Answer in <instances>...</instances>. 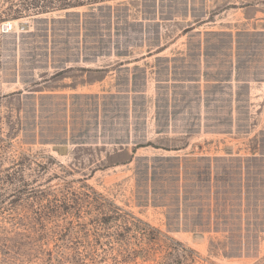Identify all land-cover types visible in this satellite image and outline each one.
I'll use <instances>...</instances> for the list:
<instances>
[{"label": "rangeland", "instance_id": "obj_1", "mask_svg": "<svg viewBox=\"0 0 264 264\" xmlns=\"http://www.w3.org/2000/svg\"><path fill=\"white\" fill-rule=\"evenodd\" d=\"M42 1L0 0V264H264V0ZM149 53L152 99L180 53L195 79L233 63V123L133 108Z\"/></svg>", "mask_w": 264, "mask_h": 264}, {"label": "crops", "instance_id": "obj_2", "mask_svg": "<svg viewBox=\"0 0 264 264\" xmlns=\"http://www.w3.org/2000/svg\"><path fill=\"white\" fill-rule=\"evenodd\" d=\"M154 55V53H149L147 54V56H143L140 59H142V61H145L146 65H139V59L137 58L134 63L136 65H134L131 68V79H130V88H129V93L126 94H130L131 95V99H132V107L135 108L137 103H140V101H137V98L140 99L143 103L140 106V112H142V110H144L146 112V116L148 115V110H149V106L150 104L154 105V108H156V114L154 116V122L157 117H160V111L162 114V111L165 113V117H170L171 115H175V112L173 110H178V113H182L183 111H187V108L190 107V105L192 106V103L197 102V109H198V118L200 120L199 123H202V119H206L209 121L210 125L212 124V120L214 122V125H218L219 123L222 122L223 119H229L230 123H233L232 120V115H230L229 118H223L224 116L222 115L223 110L227 109V106H221V104L223 103V99L224 98H228V100H224L226 103H230V107H228L229 111L233 112L234 110V106L235 100L240 99V97L242 96V91L244 90V88L247 89L248 94H250V81H240V80H236L234 79V74L237 72V70L234 69V65L233 63L231 64V66L229 67V76L228 79H226L224 82H222V80H216V79H206L203 78L208 74H211V69L209 67H206V69H203L202 67H200V69L198 68V70H200V76L198 79L193 78V75L195 74L193 71L189 72V67L187 66H183L180 67V65L185 62L186 59V55L183 53H180L179 57L177 59V61L179 60L180 63L178 64V66H175V58L172 59H168L167 63L168 65L163 67V72H166L165 74H167V76L169 77V79L167 80H157V85L158 87L156 88V96L152 99L151 97H149L147 95L148 89H149V82L151 80L152 75L154 74L155 71V66L151 63H149L148 60H150V58H152ZM160 58V57H159ZM193 58L195 59V63L200 64L203 66V62L206 61V66H210L212 63L209 61V57L205 54V52L198 50V52L194 53ZM211 60V58H210ZM174 63V64H172ZM104 73V76L102 78L99 79V82H105L106 79L108 78L107 76V69L106 68H102L101 69ZM112 73V72H111ZM118 71L115 70V73L117 75ZM141 73V74H139ZM144 74V78L143 75ZM173 76L174 80H173V90L170 88V86H168V84H166V82L170 83V76ZM110 79H113L112 74L109 76ZM198 77V76H197ZM143 78V80H142ZM202 80L204 81V84L202 83ZM114 82H116L114 85H119L117 83V78L113 79ZM234 81H236L237 85L234 87ZM142 83V84H141ZM227 83V84H226ZM226 84V85H225ZM162 85V86H159ZM184 85V86H183ZM224 85V86H223ZM167 86V87H166ZM190 86L189 88H191V86H197L198 87V93H196L197 99L192 100V98H190L191 100H185V95L187 94L186 88ZM161 87H163L162 89H167L166 91H162ZM224 87V89L228 92H224V98H219V91L220 94L223 93L222 90H220V88ZM226 88H230V90H227ZM122 88H120V85L115 89V96H121V94H124L121 91ZM219 89V91H218ZM235 89V90H233ZM239 90V91H237ZM242 90V91H241ZM107 91H105L106 93ZM183 98H179V99H175L173 102V97L175 98V96H182ZM170 96L172 98H170ZM226 96V97H225ZM114 97V96H113ZM121 98V97H118ZM187 98V97H186ZM137 101V102H136ZM183 101V102H182ZM130 102V103H131ZM164 103L165 105L160 109L159 105L160 103ZM173 102V103H172ZM176 103V104H175ZM239 103V102H237ZM143 105V106H142ZM190 110V108H189ZM167 111V112H166ZM170 111V112H169ZM171 111H173L171 113ZM184 112V113H185ZM207 112V114H206ZM203 113L205 114L203 117ZM197 116V115H196ZM146 122L145 124L147 125V117L145 118ZM208 121L206 123H208ZM167 123H169V120L167 121Z\"/></svg>", "mask_w": 264, "mask_h": 264}, {"label": "trees", "instance_id": "obj_3", "mask_svg": "<svg viewBox=\"0 0 264 264\" xmlns=\"http://www.w3.org/2000/svg\"><path fill=\"white\" fill-rule=\"evenodd\" d=\"M23 3L21 2L20 4L18 5H14L13 7H11L10 9H8V11L5 13V17L6 18H10V17H22L24 12L27 10L25 9V7H22L24 5H22ZM54 5L55 3L52 2L51 0L50 1H45L43 0L41 3L38 4H31L30 6H33L34 8H39L40 6V9H43L44 7H48V5ZM30 6L26 5V7L30 8ZM63 8L62 9H67V7H69V4H68V1L67 0H64V2L62 3L61 5ZM32 8V7H31Z\"/></svg>", "mask_w": 264, "mask_h": 264}, {"label": "built area", "instance_id": "obj_4", "mask_svg": "<svg viewBox=\"0 0 264 264\" xmlns=\"http://www.w3.org/2000/svg\"><path fill=\"white\" fill-rule=\"evenodd\" d=\"M12 30H13V25H12V24H10V23H6V24L3 25V31H4L5 33H9V32H11Z\"/></svg>", "mask_w": 264, "mask_h": 264}]
</instances>
